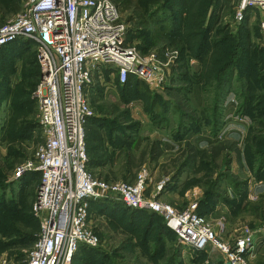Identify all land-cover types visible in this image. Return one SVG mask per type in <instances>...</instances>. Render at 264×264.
<instances>
[{
    "label": "rangeland",
    "instance_id": "1",
    "mask_svg": "<svg viewBox=\"0 0 264 264\" xmlns=\"http://www.w3.org/2000/svg\"><path fill=\"white\" fill-rule=\"evenodd\" d=\"M113 1L129 23L128 43L141 52L168 47L178 58L170 85L173 90L162 93L147 92L141 85L135 91L130 86L107 90L113 69L104 67L100 74L95 73V86L89 91L93 116L87 123V137L103 134L106 149L111 150L110 145L114 150L108 154L87 145V151L89 147L95 150L88 158L97 159L87 163L92 176L133 182L140 167L146 165L154 183L165 181L157 194L161 201L185 209L187 198L199 191V212L211 220L224 217L225 235L240 226L254 229L264 225V48L259 13L249 9L237 21L234 0ZM21 9L22 0H0V24ZM19 42L28 49L13 45L0 50V259L5 257L10 264H25L39 231L32 213L39 176L24 168L42 139L32 96L38 66L34 43ZM202 44L206 45L199 52ZM229 60L239 64L240 75L228 88L235 110L226 118L230 125L245 118V125L230 128L232 133L224 137L211 130L210 120L206 125L201 117L206 116L203 111L210 117L225 112L219 78ZM197 84L199 93L192 92ZM160 101L165 103L163 107ZM194 123H202L207 138L199 139L200 132H193L186 134L188 140L181 146L163 150L165 142L176 144V132L184 133L189 125L197 128ZM249 193L255 199L249 200ZM118 203H89L99 244L81 247L71 264L222 262L220 253L210 250L193 261L183 258L176 237L164 229L161 220L147 218L145 213L127 214L132 211Z\"/></svg>",
    "mask_w": 264,
    "mask_h": 264
},
{
    "label": "built area",
    "instance_id": "2",
    "mask_svg": "<svg viewBox=\"0 0 264 264\" xmlns=\"http://www.w3.org/2000/svg\"><path fill=\"white\" fill-rule=\"evenodd\" d=\"M249 9L259 13L264 48V0H236L235 19L241 21ZM128 32L129 23L113 0H22L21 11L0 24V48L32 41L39 66L32 96L42 139L24 166L39 173L32 208L39 231L25 264H71L80 245L97 246L90 201L119 202L160 217L189 261L210 250L220 253L223 263L249 264L246 255L264 247V225L257 230L240 226L227 239L224 217L198 214L199 191L187 198L185 209H178L157 197L165 181L154 183L146 165L133 182L102 180L88 170L85 124L93 116L89 91L95 73L113 69L107 90L122 87L129 78L144 83L150 93L171 85L177 52L168 47L141 52L127 42ZM248 198L255 196L249 193ZM0 264L10 261L3 257Z\"/></svg>",
    "mask_w": 264,
    "mask_h": 264
},
{
    "label": "trees",
    "instance_id": "3",
    "mask_svg": "<svg viewBox=\"0 0 264 264\" xmlns=\"http://www.w3.org/2000/svg\"><path fill=\"white\" fill-rule=\"evenodd\" d=\"M146 2H147V4L149 3L148 2V0H146ZM149 9V8H148ZM148 9H143L144 11H147ZM149 11V10H148ZM29 41V40H28ZM30 42H32V41H30ZM13 45H15V46H17V47H19L21 50H26V49H28V47H26L27 45H25L24 44V42H19V40H17V41H14V42H11V43H9V44H7V45H5V46H3V47H1L0 48V50L1 49H5V48H7V47H10V46H13ZM205 45L206 44H202V45H200L199 46V52H201L203 49H204V47H205ZM36 55V54H35ZM197 57H199L198 55H197ZM37 66H38V63H37ZM237 68H239V64H237V63H234V62H232V61H227V63H225V65H224V67H222V72L224 73L223 74V77H220L219 78V80H221L220 81V83H222L223 84V90H221V92H220V95L222 96V99H223V101H224V99H225V96L228 94V92L229 91H231V90H229L228 88H230V87H232V84L234 83V81H235V79H237V77L240 75V73H238V71L239 70H237ZM38 78H39V66L37 67V83H38ZM172 80H173V78H172ZM171 80V81H172ZM37 83H36V85H37ZM199 84H200V82H199ZM222 84H220L219 86H221ZM142 86V87H145V89L147 90V92H149L148 91V89H147V87L145 86V84L144 83H142V82H140V81H138V80H136V79H132V78H129L128 80H127V82L125 83V85H123L122 87H119L120 89H122V90H124L127 86H130V89L131 90H136V88H137V86L139 87V86ZM173 86V85H172ZM172 86H170V87H168L167 88V90H173V87ZM35 89V88H34ZM228 89V90H227ZM221 99V100H222ZM245 100V104L248 106L249 105V103H250V100L248 99V98H246V99H244ZM165 102V101H164ZM160 104H161V106L163 107V105H165V103H161V101H160ZM248 108V107H247ZM246 111H248V110H246ZM247 113V112H246ZM206 119L205 120H207L206 121V123L205 122H203L204 124H209V120H210V122H211V124H210V126L212 127V131L213 132H215V131H217L216 133H218V131H220V129H221V126H222V117H223V113L220 111L219 113H218V115H213V117H210L209 116V112L208 111H206ZM245 114V113H244ZM247 116V115H246ZM92 119L91 118H89L87 121H86V124H85V145H86V154L88 155V152L89 153H91L92 151H87V145H90V144H94V143H96V142H98L99 140H100V138L99 137H97L96 135H93L94 136V139H90V137H87V123H89V121H91ZM195 124V123H194ZM193 125V124H192ZM195 125H197V128H192V127H190V125L188 126V127H186V128H188V129H183V131H184V133L182 132V130H180V131H178V132H176V135H175V137H176V139L178 140V141H181V140H183L184 139V137L186 136V134L188 135V134H190V133H199V132H201V127H202V123H201V126H199L198 125V123L197 124H195ZM180 126H182V124L180 123ZM196 127V126H195ZM213 135V134H212ZM89 136V135H88ZM97 147V146H96ZM89 162V160L87 161V163ZM38 176H39V173L38 172H35ZM99 201H90L89 203H90V206H91V204H96V203H98ZM103 202H109V201H103ZM119 205H121L122 206V204L121 203H118ZM129 211H132V212H127V214L128 213H130V214H140V213H145V212H142V211H137V210H132V209H129ZM88 212H89V215H90V208L88 209ZM197 212H198V214L199 215H202L203 216V214H201L200 212H199V206L197 207ZM147 218H149L150 216H151V218H154V219H159V220H161L162 222H163V220L160 218V217H158V216H156V215H148V214H144ZM205 216V215H204ZM163 227H164V229L165 230H168V233L172 236V237H174L175 236V234L172 232V231H170L165 225H164V222H163ZM176 237V236H175ZM35 241V240H34ZM33 241V242H34ZM33 244V243H32ZM81 247H88V246H85V245H80L79 246V248H78V250L79 249H81ZM75 255V254H74ZM203 254H200V256H202ZM74 257V256H73ZM73 257H72V259H73ZM220 264H223V262H221Z\"/></svg>",
    "mask_w": 264,
    "mask_h": 264
},
{
    "label": "crops",
    "instance_id": "4",
    "mask_svg": "<svg viewBox=\"0 0 264 264\" xmlns=\"http://www.w3.org/2000/svg\"><path fill=\"white\" fill-rule=\"evenodd\" d=\"M234 1H236V0H234ZM198 85L199 84H197V85H195L196 87H194V88H192V92L193 91H198V93H199V87H198ZM198 93L196 94V95H198ZM232 91H229L228 92V94L225 96V99H224V106H225V112L223 113V117H222V126H221V129H220V131H219V135H223L224 137L227 135V136H229L230 135V133H232V130H230V128H234V127H237L238 129H241V128H243L244 127V125H245V123L243 122V119H245V118H243L242 120L240 119V122H234L233 123V125H230L229 123H228V121L229 120H227V118H226V116H227V114L229 113V112H232L233 113V111L235 110L234 109V107H235V104L233 103V101H234V98L232 97ZM164 98V97H163ZM195 98H197L196 96H195ZM233 99V100H232ZM166 99H164V101H165ZM203 111V110H202ZM203 113H204V115H206L205 114V112L203 111ZM246 117V116H245ZM201 119L202 120H204V119H206V116H202L201 117ZM234 124H237V125H234ZM205 132H206V130L204 131V129H202L201 130V132H200V134L199 133H197L196 135H200V137H199V139H203L202 137H204V138H207V137H205L207 134H205ZM208 136V135H207ZM101 137V138H100ZM100 140L98 141V142H96V143H92L93 144V146L94 147H100L99 148V151L100 152H106V153H111V151L112 150H114V147L113 146H110L109 145V147L111 148V150H109V149H106V142H107V139H106V136L105 135H103V134H101L100 135ZM159 140H161V139H159ZM188 140V138H184L183 140H181V141H177L176 140V144H174V142H172V144H170V143H167V142H165L164 140H161V141H163V142H165V144H163L161 147L163 148V150H170V149H172L173 147H172V145L174 146V147H176V145H178V147L179 146H181V144H184V142H186ZM113 141H114V139H113ZM112 141V142H113ZM114 143V142H113ZM89 151H90V147H89ZM94 149L92 150V152L90 153V154H88V155H91L92 153H94ZM118 152H120V150L118 151ZM89 153V152H88ZM88 155H87V159L89 160V163H92V161L93 162H96V158H91V157H89L88 158ZM117 157V155L115 156V159H117L116 158ZM107 166V164L105 165V166H103V165H100V166H97L96 167V169H100V168H104V167H106ZM259 228V226L258 227H255L254 228V230H257ZM236 229H234L233 230V232L235 231ZM227 232V231H226ZM225 232V233H226ZM233 232L232 233H230V234H228V235H224V238H227V239H230V237H231V235L233 234ZM248 259V262L249 261H251L250 262V264H264V247H261V246H258L256 249H253V250H251L247 255H246V260ZM223 262V261H222ZM211 264H218V263H215V262H212ZM224 264V263H223Z\"/></svg>",
    "mask_w": 264,
    "mask_h": 264
},
{
    "label": "water",
    "instance_id": "5",
    "mask_svg": "<svg viewBox=\"0 0 264 264\" xmlns=\"http://www.w3.org/2000/svg\"><path fill=\"white\" fill-rule=\"evenodd\" d=\"M224 264H230V263H224Z\"/></svg>",
    "mask_w": 264,
    "mask_h": 264
}]
</instances>
